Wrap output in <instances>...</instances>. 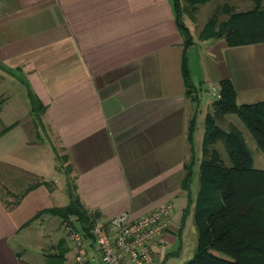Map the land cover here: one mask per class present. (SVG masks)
Listing matches in <instances>:
<instances>
[{"label": "crops", "instance_id": "1", "mask_svg": "<svg viewBox=\"0 0 264 264\" xmlns=\"http://www.w3.org/2000/svg\"><path fill=\"white\" fill-rule=\"evenodd\" d=\"M196 44L204 46L198 65L208 88L216 84L220 90L219 82L229 79L239 104L264 100V42ZM183 54L171 0H0L2 80L10 82V75L21 81L47 106L44 117L69 154L83 204L109 220L125 211L137 218L173 201L167 243L184 224L189 198L183 179L192 148L193 199L198 192L199 146L188 134L201 102L197 106L187 94ZM188 62L196 85L189 55ZM9 97L1 88L0 114ZM26 109L31 115L30 101ZM20 121L0 118L1 135ZM7 171L8 178L2 176L8 192L24 190L26 184L16 183L18 172ZM192 213L193 206L189 219ZM53 216L23 226L32 216L18 220L0 197V264H49L47 256L63 240L68 251L61 264H75L74 244L62 218L58 224ZM166 247L157 249V259ZM89 254L90 264H102L94 243Z\"/></svg>", "mask_w": 264, "mask_h": 264}, {"label": "trees", "instance_id": "2", "mask_svg": "<svg viewBox=\"0 0 264 264\" xmlns=\"http://www.w3.org/2000/svg\"><path fill=\"white\" fill-rule=\"evenodd\" d=\"M171 1L176 23L184 38L182 72L187 94L198 106L200 98L188 62V49L195 39L185 22V16L193 17L200 5L211 0ZM253 2L252 8L240 10L234 9L228 2L217 6L201 30L199 39H225L229 46L264 42V0ZM222 14L225 17H221ZM219 86L220 97L215 98L213 110L206 116L195 199L191 194L196 164L194 148L191 160L185 164L183 187L188 191L189 198L185 219L193 206L198 230L197 253L186 264H264V169L255 166L252 151L238 126L230 121L228 128H225L221 123L223 118H227L226 115L237 114L253 135L258 148L264 152V100L239 104L231 80L223 79ZM28 98L31 114L41 117L47 106L29 88ZM196 122L195 117L189 127L188 138L192 143ZM10 127L12 125L4 131ZM220 143L224 144L230 164L222 158ZM45 184L48 185V182L41 179L28 184L20 193L14 194L18 196L15 204H19L30 191ZM67 191L70 196L68 204L43 208L23 226L43 214L60 216L63 221L78 216L80 228L90 234L93 212L83 204L76 182ZM96 214L100 216L99 212ZM67 251L66 241L63 240L57 252L47 256V262L63 263Z\"/></svg>", "mask_w": 264, "mask_h": 264}, {"label": "rangeland", "instance_id": "3", "mask_svg": "<svg viewBox=\"0 0 264 264\" xmlns=\"http://www.w3.org/2000/svg\"><path fill=\"white\" fill-rule=\"evenodd\" d=\"M225 2H228L234 9H248L254 6L253 0H211L200 5L193 17L189 15L185 16V22L190 28L196 43L197 41H203L198 39L199 34L213 11L217 6H222ZM221 17H225V14H222ZM203 48L204 46L196 44L190 47L188 53L191 64L196 68L194 79L201 102L197 118V128L193 134V136L195 135L196 145L199 146V165L202 157L201 144L205 134L206 116L209 112H212V102L215 100L210 92L212 84L208 88L209 83L200 79L201 75L199 72L198 60L199 56L204 52ZM1 75L5 74H0V89L2 88V92L10 96V99L7 104H5V109L0 114V118H2L6 124H10L16 120L21 121L20 124L8 134L4 136L1 135L0 156L2 157L0 160L5 163L0 164V197L7 205V208H10L13 217L25 221L31 216H35L38 210L43 207L65 206L68 204L70 202V196L67 189L76 181L73 180V170L71 171L69 169V154L60 145L53 126L49 125V122L45 119V112L42 113L41 117H34L32 114L28 115L26 111L27 106H29L27 86L10 75H6L11 78L10 82L3 81L2 79L5 78ZM215 86L218 88V85L215 84ZM8 111L10 112L8 113ZM226 117L227 118H223L224 121H221L222 125L228 128L230 121H232L238 126L243 132L247 144L252 151L255 166L264 169V152L258 148L256 140L245 123L237 114H228ZM0 126L3 127L2 124ZM219 149L224 161L230 164L223 143L219 144ZM12 154H17L16 157L18 159L15 164H11L13 163ZM24 166H31L32 172L25 170L28 168ZM10 168L18 172L16 175V183L24 184L22 188H24L25 184L27 186L31 182H35L39 179L46 180L48 185L45 184L30 191L23 197L22 202L19 203L20 205H17L15 203L18 196L10 194L11 192H8V188L4 185L5 183L3 181V176L8 178L6 177L7 170ZM194 173L197 177L196 172ZM194 182H196V180H194L193 176L191 187ZM48 216L52 217L51 214H48ZM187 218L188 214L180 233H178L174 239H171L169 243H167V239L165 253L161 259L159 258L156 260V264H186L195 257L198 250V230L194 222V213H192V218ZM52 220L54 222L58 221L59 224L61 219L60 216H53Z\"/></svg>", "mask_w": 264, "mask_h": 264}, {"label": "built area", "instance_id": "4", "mask_svg": "<svg viewBox=\"0 0 264 264\" xmlns=\"http://www.w3.org/2000/svg\"><path fill=\"white\" fill-rule=\"evenodd\" d=\"M214 98L220 90L211 85ZM175 203L169 201L140 217L129 211L106 220L93 211L90 231L79 226L78 216L63 221L62 227L75 247V264H90L89 249L94 243L102 264H156L159 247L167 242V232L172 227Z\"/></svg>", "mask_w": 264, "mask_h": 264}]
</instances>
